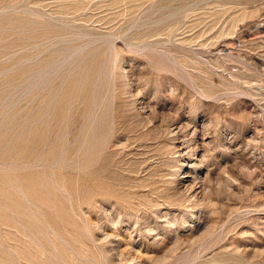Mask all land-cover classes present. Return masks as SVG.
Here are the masks:
<instances>
[{
  "label": "rangeland",
  "instance_id": "obj_1",
  "mask_svg": "<svg viewBox=\"0 0 264 264\" xmlns=\"http://www.w3.org/2000/svg\"><path fill=\"white\" fill-rule=\"evenodd\" d=\"M263 95L264 0H0V264H264Z\"/></svg>",
  "mask_w": 264,
  "mask_h": 264
},
{
  "label": "bare ground",
  "instance_id": "obj_2",
  "mask_svg": "<svg viewBox=\"0 0 264 264\" xmlns=\"http://www.w3.org/2000/svg\"><path fill=\"white\" fill-rule=\"evenodd\" d=\"M219 45H220V44H219ZM241 88H242V87H241ZM250 92H251V91H250ZM251 93H252V92H251ZM255 95H257V94H255ZM259 95H260V94H259ZM263 96H264V95H263ZM259 99H260V98H259ZM262 104H263V103H262ZM262 104H261V105H262ZM118 121H119V120H118ZM134 127H135V126H134Z\"/></svg>",
  "mask_w": 264,
  "mask_h": 264
}]
</instances>
